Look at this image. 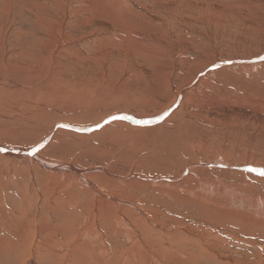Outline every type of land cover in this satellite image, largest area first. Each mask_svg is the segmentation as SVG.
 <instances>
[{"label":"rangeland","instance_id":"374dc122","mask_svg":"<svg viewBox=\"0 0 264 264\" xmlns=\"http://www.w3.org/2000/svg\"><path fill=\"white\" fill-rule=\"evenodd\" d=\"M263 5L264 0H0V55L11 63L7 65L17 79L0 81V89L11 84L27 95L18 96V100L0 101V148L20 149L29 153L23 159L39 157L44 167L56 168L47 171L34 163L25 164L23 159L14 161L18 159L6 153L4 160L8 159L10 163L2 166L0 159V167L16 169V172L8 173L16 180L11 193L0 178V200L3 202H0V215L3 214V219L8 215L15 216L9 219L25 215L36 217V239L46 246L39 249L40 253L33 247L30 253L17 254L10 259L2 254L0 264H125L120 253L124 254L127 245H114L111 241L109 248L113 253L122 249L115 257L109 256L104 245L103 249L97 245L105 229L94 213L103 215L110 209L105 201L107 198L100 200L83 191L79 195L74 188L83 186L74 182L79 176L65 166L85 171L81 176L89 177L95 183L100 181L102 184L105 178L109 187L112 179L130 180L131 176L165 179L173 172L177 174L183 162L191 161L195 156L205 165L213 151L224 150L228 165L240 166L245 159L264 161V59H261L264 54L249 57L264 42ZM234 56L236 59L232 60ZM216 58L219 59L211 65ZM226 67H230L229 76L224 78L223 73L218 76L222 72L220 68ZM211 69H215V73L206 75ZM61 90L73 92L75 96L66 95L64 99L63 95L53 101ZM19 92L17 89L14 94ZM154 97L158 101L152 103ZM125 98L133 101L127 103ZM123 102L125 105L119 108L121 113L113 111ZM132 103L137 105L132 107ZM154 103L167 108L159 113L154 110ZM112 116H127L128 119L105 123ZM156 117L162 118L157 120ZM130 120L152 122L138 124ZM184 129L201 133L202 137L197 139L203 142L201 147L196 141L186 143L188 148L183 142L182 151L179 147L172 153L170 149L161 152V146L160 149L154 147L168 135L185 136ZM188 150L191 153L188 154ZM67 182L74 187L68 186ZM155 186L148 183L144 188L152 192ZM113 191L106 189L102 193L112 192L119 200L137 201L122 187ZM155 198L156 201L151 203L161 207L163 216H170L169 211L172 214L184 209L173 206V212L172 209L168 211L165 208L169 206L167 198L161 199H165L163 203H159V197ZM115 204L112 203L114 207ZM121 206L134 208L119 203L118 207ZM143 208H147L149 214L153 213L146 203ZM135 212V216L142 219L137 216L139 211ZM187 213L188 209L184 215ZM91 223L95 224L91 227L94 234H83ZM140 225L137 227L141 228ZM127 231L132 229L127 227ZM138 232L143 245L147 241L146 246L160 250L147 233ZM31 238L29 236V240ZM172 243L182 248L186 240L181 235H173ZM242 243L229 251L239 253L241 258L261 251L252 245L244 248L246 242ZM2 246L7 249V245ZM76 246L85 250L90 248L91 254L86 251L85 257H73ZM221 251L222 248L217 252ZM140 254L137 258L131 255L130 263L160 264L146 249ZM190 255L193 264L221 263L215 249L207 252L191 249ZM86 256L91 259L86 261L89 259ZM252 260L247 263L259 264L255 258Z\"/></svg>","mask_w":264,"mask_h":264},{"label":"bare ground","instance_id":"6f19581e","mask_svg":"<svg viewBox=\"0 0 264 264\" xmlns=\"http://www.w3.org/2000/svg\"><path fill=\"white\" fill-rule=\"evenodd\" d=\"M215 10H216V8H215ZM257 11L259 12V10H257ZM96 12H99V10ZM255 12H256V10H255ZM102 14H104V13H102ZM109 23L113 26V24H112L113 20H112V23L111 22H109ZM4 47H6V46H4ZM260 53L264 54V42L262 43V45L260 47H257L256 50L253 51L252 55H250L249 57H252V58L256 57L255 55L260 54ZM249 57H247V58H249ZM4 58L5 57L0 55V81L1 82L5 81V80L11 81V79L14 81L16 79L15 75L13 74L14 71L8 67L7 63H10V62H6V60ZM231 58H233L232 60H234V59H236V56L231 57ZM218 59L219 58H216V60L214 59L212 61L211 65L215 61H217ZM240 59H245V58L241 57ZM229 70H230V67H226L225 69L220 68V71H222V72H219L218 76H221V74L223 73L224 78H226L227 76H229ZM215 71H216L215 69H211V71L207 72L206 75H211V74L215 73ZM6 85H9V84H6ZM11 87L12 86L10 84L9 87L0 89V101H9V98L18 100V96H21V95L27 96L26 93L21 91L17 86L16 87L20 92L17 94H14L15 91L17 92V89L14 88L15 86L12 88ZM11 89H13L12 93L10 92ZM157 89H158V87H157ZM59 92L60 93L57 94V96L54 98L53 101L58 100L57 98L60 96H63V95H64L63 96L64 99H65L66 95L67 96L72 95L71 97L75 96V95L73 96V94H72L73 92H66V90H61ZM65 92H66V94H65ZM156 92H158V91H156ZM7 93H11V94L10 95L8 94V97H6ZM112 93H113V91H112ZM28 94L30 95V98H33L31 93H28ZM46 96H48V94H46ZM113 97H115V96H113ZM160 97H162V96H160ZM48 98L51 99L50 95L48 96ZM137 99H136V101H137ZM128 100H132V99H128ZM161 100H159V101H161ZM125 101H126V98H125ZM156 101H158V100H156L155 97L151 100L152 103L156 102ZM14 102H15V100H14ZM119 102H120V100H119ZM121 103H122V101H121ZM129 103H131V102H129ZM133 103H135V98H134ZM133 103H132V107H134L133 105H137L138 101L136 104H133ZM138 104L140 106V103H138ZM167 104H169V103L167 102ZM124 105L125 104L123 102V105H121V107H118L113 111H119V108L121 109ZM126 105H128V104H126ZM141 105H143V102ZM128 107H130V106H128ZM153 107L155 108L154 110L158 111L159 113L162 110H164L165 108H167L166 105H161V104L155 105V103H154ZM156 107H158V108L156 109ZM112 108H111V111H112ZM135 108H137V110L140 109L138 107H135ZM104 110H106V109H104ZM143 110H145V108ZM172 110H174V109H172ZM224 110H225V108H224ZM113 111H112V113L116 114V112H113ZM176 111H177V109H176ZM211 112H213V111H211ZM126 113H127V109H126ZM138 113H140V112H138ZM181 113H183V112H181ZM242 113L243 112H241V114ZM31 114H33V113H31ZM144 114H145V112H144ZM233 115H235V114L233 113ZM176 116H177V114H176ZM180 116L183 117V115H180ZM98 117H100V116H98ZM102 117H104V116H102ZM177 118L180 119L179 117H177ZM141 119H143V118L141 117ZM187 119H188V116H187L186 120ZM190 119H192V118H190ZM130 121H132V120H130ZM132 122H135V121H132ZM173 124H175V123H173ZM177 124H180V123L177 122ZM185 126H187V125H185ZM168 128H169V126H168ZM190 129H191V127H190ZM182 131H184L183 132V134L185 135V136H183L184 138L181 136L168 135L163 140L159 138L162 141H160V140L157 141L154 144L155 145L154 147H156V148L158 147L160 149V146H161L162 147L161 152H163L162 151L163 149H164V152H167L170 149L169 150L170 153H172V150H174V151L178 150L179 147L182 151L181 144L183 142L186 144L189 142L191 143V141L192 142L196 141V142H198L199 147H201V144L203 142L197 140V139H200L202 137L200 135L201 133L198 134L195 131L194 132L193 131L188 132L186 129H184ZM172 133L174 134V132H172ZM161 138H162V136H161ZM27 143L29 144L32 142L27 141ZM223 144L226 145L224 142H223ZM14 145H18V143H14ZM187 145H189V144H186V147L188 148ZM213 145L216 146V144H213ZM242 148H241V151H242ZM244 148H245V146H244ZM5 149H6L5 151H0V159L3 160L2 166H5L6 164L10 163V161L8 159L4 160V155H3L4 153L8 154L11 158H17L18 160H16V159L14 160L17 162L22 161L24 156L29 155V153H26L25 151L23 152L17 148H5ZM189 150L191 151L192 149L190 148ZM189 150H188V154L191 153V152H189ZM223 151L224 150L211 152L209 154L210 155L209 161L205 165L203 163H201L202 160H200V158L195 156V154H194L195 157L191 158V161L183 162V165H181L182 167H179L180 169L177 172V174H175V172H173V173H171L170 176H168V177L165 176L166 177L165 179H156V178L144 177L143 175L142 176L144 178L140 177V176H136V177H138L136 179L135 176H131L130 180L119 178V179H116V181H115L114 179H112L113 182L109 185V187L106 184L105 178L102 179V184L100 181L99 182L97 181L98 183H95L93 181H90L91 179L89 177L81 176V172H85L83 170H78V169L72 168V166L71 167L65 166L64 168L67 167L66 169H68V171L74 172V173H76V176H79V178L74 179L75 180L74 182H75V184L80 183L81 185H83L81 188L74 187V185H70L69 182H67L68 186H71V187L73 186L75 189L78 190L79 195H80V192L83 191L87 194L90 193L92 196L95 195V197L100 198V200L102 197H105V199L107 198L105 201H106V203H109V205L107 207H110V209H107V211H104L105 214H103V215L101 214V212H99V214L97 212L94 213L95 216H98L100 218L98 220V222H100L99 224H103V226H104L103 229H105V233H104V235L101 234L102 235L101 239L97 243V245L100 244L102 246V249L105 247V249L109 253V256H111V257H115L116 254L122 250L121 249V250L117 251L116 253H113V249L109 248V245L113 241H114V245L115 244L121 245V246H123V244L125 246L127 245L126 251L125 252L123 251L124 252L123 258H122V256H123L122 253H120L121 254L120 258H121V260L125 261V264H136L133 262L130 263L129 258L131 257V255L135 256V257L141 255L140 251L143 249L148 250L150 255L153 256L154 260H156L160 264H166L167 262H169V264H193L192 263L193 257H191V255H190L191 249H197L199 251L201 250L202 252H204V251L207 252V251H209V249H213V250L215 249L217 256H218V259H219V260L218 259L217 260L219 262H221L220 264H246L247 262H250V260H252L254 258L256 260H258L259 264H264V252H263L264 251V176H260L256 172L246 171V168H248V167L256 168L257 166H260V167L264 168V161H261V163H259V162H255V159H245V161L240 166L228 165L225 163V162H227V158H228L227 156L228 155H226V157H224L225 155H224ZM239 151L240 150H238L237 152H239ZM258 151H260V150H258ZM240 152H239V154H240ZM156 153H158V150ZM200 153L203 154V152H200ZM230 153H232V152H230ZM197 155H198V153H197ZM190 156H193V153H192V155L190 154ZM36 157H37V155H36ZM229 157H231V156H229ZM246 157L247 156H245V158ZM38 159H39V157L37 159L31 158L30 160H27L24 158L23 161L25 162V164L29 163V164L33 165V163H34L35 166H37V167L39 166V168L43 167V168L47 169V171L48 170L52 171V170L56 169L54 167H44ZM188 160H190V159H188ZM211 160H213V162H211ZM13 163L15 164V162H13ZM169 167H171V166H169ZM43 168H41V169H43ZM188 168H190L189 171L187 170ZM0 169H1L0 178L6 184L5 188L7 190H9L11 193L15 188L16 180H14L12 178V176H9L8 173H10L11 171L16 172V169H14L12 167H9V168L0 167ZM256 169H261V168H256ZM37 170L39 171V169H37ZM84 170H87V169H84ZM5 172L7 173V175H4ZM167 172L170 173L168 170H167ZM42 174L47 175L46 172H42ZM150 175H152V174H150ZM140 178H142V180H139ZM92 180H94V179H92ZM142 183L145 185L148 183H150L152 185L156 184V186H155L154 190L152 192H150V190H145V188H144L145 185H142ZM88 186L90 187V190L87 189ZM64 187H65V185H64ZM121 187H122V189L128 190L130 195H133V198L134 199L136 198L137 201L135 203H132L129 201L131 199H129L128 201H125V199L119 200L118 195H115L112 192H110V193L106 192V194L102 193V191H106V189H107V191L108 190L110 191V189H112V191H113L117 188L121 189ZM124 187H126V188H124ZM66 190H68V189L66 188ZM139 192L143 193V195L141 196V193H139ZM75 193H76V191H75ZM155 197L160 198L159 203H161L162 201L165 200V199L161 200L163 197L167 198L166 200L169 202V206H165V208L168 211L170 209H172V212H173V209H174L173 206H182L184 209L181 212H178V213L173 212L172 214L169 211L168 213L170 214V216H167L168 214L166 215L167 217L163 216L162 215L163 211H160V210H162V209H160L161 207L159 208L158 206H156V204L151 203V202L156 201ZM76 198H78V197H76ZM72 201L75 202L76 200L73 199ZM0 202H1V204L3 203L1 200H0ZM111 202L112 203L114 202V204L116 203L117 205L115 204L116 206L114 207ZM119 203L127 204L129 206L134 207L133 209H136L135 211H137V210L139 211L137 216L139 215L140 217H142V219L135 216L136 212L133 209H130V208L124 209L125 207H122V206L118 207ZM145 203L149 207V211L151 209V211L153 213L149 214L147 208L146 209L143 208V205ZM157 203H158V201H157ZM78 205H79V203H78ZM68 206H70V205H68ZM144 207H146V206H144ZM63 209L65 210V208H63ZM68 209H69V207H68ZM187 209H188V213L184 215V213ZM111 210H113V212ZM194 210H197V212H193ZM10 212L11 211H9V213ZM35 213H36V211H35ZM126 214H128L131 218L126 216ZM27 215H29V214H27ZM2 216H3V214L0 215V238H1L0 239V247L2 245H7V249L3 248V246H2L0 248V255L4 254V255L8 256V258L10 259V258H14V256L16 257L17 254H19V255L21 254L20 256H22L24 254L30 253V251H32L33 247L36 248L35 250L37 252L39 251V249L43 250L46 248V246H44L43 244H39V242L36 239V232L38 230V223H35L36 219H37L36 217H26V215H25V217L21 216L22 218L16 217L17 219H9L12 217L15 218V216L8 215L5 217V219H3ZM154 218L155 219L158 218L160 221H157ZM144 221L146 223H144ZM111 223L113 225H111ZM140 223L143 226H141ZM83 224H85V223H83ZM138 224L141 226V228L137 227ZM94 225L95 224H92V223L88 224L89 227H87L85 225L86 228L84 229L83 234H89V235L94 234L93 229L91 228V227L94 228L95 227ZM1 226L3 227L2 229H1ZM127 227H130V229H132V231H130V232L127 231ZM138 231H143L144 233L148 234V237L153 238L155 240V244L160 246V248H159L160 250H157L155 248H149V246H146L147 241H145V245H143V243L141 241V237L139 236L140 234H138L139 233ZM97 232H98V230H97ZM55 235L58 236V233H56ZM89 235H86V236H89ZM142 235H145V234H142ZM173 235H181L186 240V243L183 244L182 248H180V247H178L172 243ZM29 236L32 237L31 240H29ZM239 242L240 243H242V242L247 243V245H245L246 244L245 243L244 246L240 245L241 247L243 246L244 248H246L245 246L252 245L254 248H258L261 251L258 252L257 254L254 253L255 255H253V256L251 255L252 254L251 253V254H249L251 256L247 255L245 257L242 256V258H241L239 253L229 251L230 248H234V247L238 248ZM45 243H48V242L45 240ZM130 243H132V244L129 245ZM103 245H104V247H103ZM221 248H222V251L220 253H218L217 251ZM223 249H225V250H223ZM252 250H254V249H252ZM86 251L88 252V255L91 254L90 248L85 250V249H81L79 246H76L75 251L73 252L74 253L73 257H75V256H76V258H78L79 256L85 257ZM237 252H239V251H237ZM39 253H40V251H39ZM43 253H44V251H43ZM228 254L230 255V257L227 256ZM233 254H236V256ZM86 258H89L86 261H89L91 259L90 256H86ZM220 259L222 261H220ZM167 260H169V261H167ZM15 261H17V260H15ZM217 264H219V263H217ZM256 264H257V262H256Z\"/></svg>","mask_w":264,"mask_h":264},{"label":"snow or ice","instance_id":"6c2138e0","mask_svg":"<svg viewBox=\"0 0 264 264\" xmlns=\"http://www.w3.org/2000/svg\"><path fill=\"white\" fill-rule=\"evenodd\" d=\"M261 59H264V57H261ZM165 115H166V113H165ZM161 118L162 117H156L155 119L159 120ZM115 119H128V117L127 116H123V117L112 116V117L106 119L105 123H109L111 120H115ZM135 122L138 123V124H148V123H151L152 121L151 120H137ZM100 126L101 125H97V127H100ZM5 150L6 149L0 148V151H5ZM246 171H248V172H256L258 175L264 176V168L256 169V168L248 167V168H246Z\"/></svg>","mask_w":264,"mask_h":264}]
</instances>
